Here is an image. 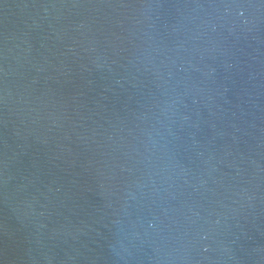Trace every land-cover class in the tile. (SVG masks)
<instances>
[{
  "label": "water",
  "instance_id": "95a60500",
  "mask_svg": "<svg viewBox=\"0 0 264 264\" xmlns=\"http://www.w3.org/2000/svg\"><path fill=\"white\" fill-rule=\"evenodd\" d=\"M0 264H264V0H0Z\"/></svg>",
  "mask_w": 264,
  "mask_h": 264
}]
</instances>
